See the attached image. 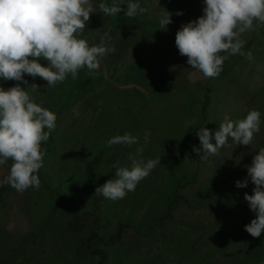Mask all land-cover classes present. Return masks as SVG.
I'll list each match as a JSON object with an SVG mask.
<instances>
[{
  "label": "rangeland",
  "instance_id": "rangeland-1",
  "mask_svg": "<svg viewBox=\"0 0 264 264\" xmlns=\"http://www.w3.org/2000/svg\"><path fill=\"white\" fill-rule=\"evenodd\" d=\"M102 1L92 0L97 12L90 14L80 38L90 45L99 44L101 34L108 32L114 51L100 60L94 72L79 70L80 76H94L96 81L77 101H66L56 116L51 150L37 172L38 178H44L40 187L24 192L0 187V264H114L116 260L121 264H264V232L252 237L244 229L255 218L244 199L245 193L252 194L254 184L249 179L246 187H236L237 180L247 177L246 165L264 148V25L240 36L245 42L242 51L251 52L252 60L232 55L217 77L205 78L187 64L174 42L183 23L203 14V0H199L200 7L188 0H159V4L140 0L148 9L138 15L142 20L158 23L163 8L173 13L172 23L165 28L168 47L158 30L141 23L118 25L113 16H104L97 7ZM177 10L183 14L175 15ZM24 80L27 84L16 81L3 87L20 84L35 102L42 101L51 111L62 100L65 81L48 88L39 76L25 75ZM32 84L38 92L32 91ZM205 93L209 101L201 121ZM117 105L139 108L132 132L138 144L128 146L119 166H129L130 156L160 158L161 164L123 199L112 201L97 195L102 212L98 230L114 232L118 220L126 226L101 256L72 259V236L87 230L90 220L65 226L58 211L50 212L55 199L49 189L63 194L78 210L93 206L95 188L105 178H114L115 169L109 173L105 159L121 148L108 147L107 141L127 127L126 119L113 113ZM253 109L260 111L262 123L250 145H237L229 138L208 160L199 155L198 160L191 158L193 125L200 123V128L214 134L225 114L235 121ZM138 148L142 151L137 152ZM9 165L10 161L0 165V178L8 174ZM170 166L183 177L176 188L182 200L174 203L170 218L161 220L171 190ZM73 178L78 183L70 192L67 187Z\"/></svg>",
  "mask_w": 264,
  "mask_h": 264
},
{
  "label": "clouds",
  "instance_id": "clouds-1",
  "mask_svg": "<svg viewBox=\"0 0 264 264\" xmlns=\"http://www.w3.org/2000/svg\"><path fill=\"white\" fill-rule=\"evenodd\" d=\"M159 4V0H156ZM135 18L148 11L140 0H112L111 5L100 2L97 7L104 16ZM202 15L183 23L175 34V46L187 64L205 78H215L222 71L224 62L232 55L252 60L251 52L242 51L241 34L264 25V0H203ZM97 12L92 0H0V79L22 81L25 75L39 76L52 88L71 76L75 80L81 69L89 73L100 67V60L114 51L109 46L111 36L104 32L99 44L90 45L80 38L90 14ZM177 10L175 15H182ZM173 13L165 8L159 14V29L172 23ZM254 21L256 24L254 25ZM46 60L43 66L39 60ZM38 92L36 84L31 85ZM37 103L30 93L16 84L10 88L0 86V165L11 161L8 174L0 178V187L8 185L18 192L38 189L37 172L43 167L47 142L57 127L54 112ZM261 113L249 110L242 119L235 121L225 114L214 134L206 127L196 131L200 147L193 152L201 160H208L227 144L230 138L237 145H250L254 134L260 131ZM214 139L215 143L211 141ZM144 142H148L145 135ZM138 138L129 132L117 134L107 141V146H131ZM142 149L138 148L137 152ZM202 152V155L200 153ZM130 165L120 167L114 162V178L95 188V194L112 201L123 199L135 190L160 163V158L139 159L130 156ZM247 177L236 181V187H246L249 179L254 184L252 194H244L255 218L244 225L252 237L264 232V148L246 165Z\"/></svg>",
  "mask_w": 264,
  "mask_h": 264
},
{
  "label": "trees",
  "instance_id": "trees-1",
  "mask_svg": "<svg viewBox=\"0 0 264 264\" xmlns=\"http://www.w3.org/2000/svg\"><path fill=\"white\" fill-rule=\"evenodd\" d=\"M190 1L194 6L200 7L199 0H188ZM102 2H105L106 4L111 5L110 0H103ZM122 11L121 13H118L114 17V22L118 25H128L132 23H141L143 26H147L149 28L158 30L160 39L164 43L165 46H169L168 40H167V33L165 29H159V24L157 22H152L148 20H142L136 16L135 18H129L124 16L123 9L126 7L125 5H122ZM41 64L43 66H47L46 60H41ZM96 81V78L94 76H80L78 74L77 78L73 80L71 76L66 78L65 82L63 83V97L62 100L59 101L56 106L53 108V111L55 115H59V113L63 110L65 107V102L69 100V103L72 104L75 101H77L79 98H81L84 94H86L88 91L91 90L94 83ZM14 80H4L0 83V86H6L13 84ZM207 91V90H206ZM209 101L207 93L204 94V99L202 102V108L201 113H203V110L205 109V106H207ZM113 113L119 115L118 117H122L126 119L127 127L120 128V133L123 134L124 132H129L132 134L133 130L137 127L138 124V114H139V108H131L129 106H121L117 105L113 109ZM204 113L201 114V121L204 119ZM200 128V123L193 125V127L190 130V134L193 137L192 140V149L193 146L199 147V138L196 135V131ZM52 143L51 136H49V139L47 142H42V147L45 150V153L49 152L51 150L50 144ZM128 150V146H122L121 148L117 150V152L109 154L106 157V162L109 163L110 166V172L113 173L114 168L112 167L114 162H119L123 159H125V154ZM118 155V156H116ZM191 158L198 160V154L193 152L191 150ZM10 161V160H9ZM11 164V161H10ZM171 174L169 175V188L170 193L165 197V213L163 217H160L161 220L170 218L171 212L173 209L174 203L181 199L182 197L177 194L176 188L180 185L179 183L182 182L183 177L182 175L176 171L174 166L169 167ZM39 176V175H38ZM44 178H39L40 183ZM110 178H105L104 181H107ZM78 183V180L76 178H73L71 180V183L69 184L68 190L71 192V188L75 187V185ZM183 185V183L181 184ZM5 186V185H4ZM50 195L53 196L55 199V203L51 205L50 212L55 213L58 211V216L62 220V223L72 228L79 220H82L83 218H89L90 223L87 225L86 229L81 232L75 233L72 236V247H71V258L75 259L76 257H83L88 255H97L101 256L104 251L105 247L108 246L110 243L117 241V239L121 235L122 229L126 226L124 222L121 220L116 221L115 223V229L114 232H107V231H99V226L102 221V212L98 208L97 203L100 201V197L97 195H94L92 197V204L93 206L90 209L85 210H78L70 205L68 200L66 201L63 194H60L58 192H55L53 189H49ZM66 193L67 190H66ZM71 194V193H68ZM182 200V199H181ZM114 264H121L118 260L115 261Z\"/></svg>",
  "mask_w": 264,
  "mask_h": 264
}]
</instances>
